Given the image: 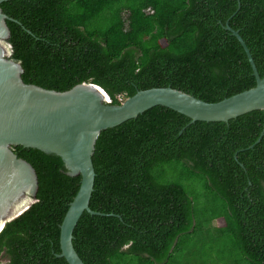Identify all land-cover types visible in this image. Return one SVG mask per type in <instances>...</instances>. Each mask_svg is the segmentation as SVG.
<instances>
[{"label": "trees", "instance_id": "16d2710c", "mask_svg": "<svg viewBox=\"0 0 264 264\" xmlns=\"http://www.w3.org/2000/svg\"><path fill=\"white\" fill-rule=\"evenodd\" d=\"M149 8L151 13H146ZM9 60L24 84L99 86L111 105L170 87L215 103L254 87L238 32L264 76V0H7ZM260 110L189 123L156 106L99 133L91 211L72 231L83 264H264ZM37 179L35 201L0 231V264H67L59 225L79 175L59 157L12 147Z\"/></svg>", "mask_w": 264, "mask_h": 264}, {"label": "water", "instance_id": "95a60500", "mask_svg": "<svg viewBox=\"0 0 264 264\" xmlns=\"http://www.w3.org/2000/svg\"><path fill=\"white\" fill-rule=\"evenodd\" d=\"M7 0H0V3ZM15 20L0 10V231L5 223L24 212L34 201L37 179L33 168L17 158L12 147L31 148L60 158L64 173L79 175L78 189L59 225V253L67 264H83L72 247V231L83 212L91 211L94 170L91 162L99 133L113 128L152 107L161 106L189 119V123L227 122L260 110L264 113V76L259 77L249 50L238 32L228 31L242 47L254 87L215 103L199 100L170 87L138 90L118 105H111L97 85L80 83L66 91H54L24 84L19 62L8 59L10 47L5 21ZM17 23V22H16ZM264 132V123L256 144ZM21 201H24L21 203Z\"/></svg>", "mask_w": 264, "mask_h": 264}, {"label": "built area", "instance_id": "2783aa9c", "mask_svg": "<svg viewBox=\"0 0 264 264\" xmlns=\"http://www.w3.org/2000/svg\"><path fill=\"white\" fill-rule=\"evenodd\" d=\"M145 12H146V13H151V10H150L149 8H147V9L145 10Z\"/></svg>", "mask_w": 264, "mask_h": 264}, {"label": "bare ground", "instance_id": "6f19581e", "mask_svg": "<svg viewBox=\"0 0 264 264\" xmlns=\"http://www.w3.org/2000/svg\"><path fill=\"white\" fill-rule=\"evenodd\" d=\"M24 201H21V203H23Z\"/></svg>", "mask_w": 264, "mask_h": 264}]
</instances>
